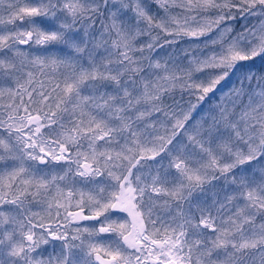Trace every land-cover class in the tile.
<instances>
[{"label":"snow or ice","instance_id":"snow-or-ice-1","mask_svg":"<svg viewBox=\"0 0 264 264\" xmlns=\"http://www.w3.org/2000/svg\"><path fill=\"white\" fill-rule=\"evenodd\" d=\"M0 264H264V0H0Z\"/></svg>","mask_w":264,"mask_h":264}]
</instances>
